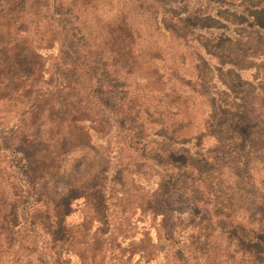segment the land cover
I'll return each mask as SVG.
<instances>
[{
  "label": "trees",
  "instance_id": "1",
  "mask_svg": "<svg viewBox=\"0 0 264 264\" xmlns=\"http://www.w3.org/2000/svg\"><path fill=\"white\" fill-rule=\"evenodd\" d=\"M66 1L0 0V259L264 264V0Z\"/></svg>",
  "mask_w": 264,
  "mask_h": 264
},
{
  "label": "rangeland",
  "instance_id": "2",
  "mask_svg": "<svg viewBox=\"0 0 264 264\" xmlns=\"http://www.w3.org/2000/svg\"><path fill=\"white\" fill-rule=\"evenodd\" d=\"M63 1H64V3H68L66 0H63ZM167 1H169V0H167ZM172 1L173 0H171V2ZM219 1L224 3V4H226V5H235V4L239 5L241 3H244L243 0H219ZM176 4H177V2H176ZM109 6H110L109 4H104L103 3V5L101 4L100 7L98 8L97 12L94 9L90 8L89 11L84 15L83 18H85L88 21L90 26H93V28H95V25H97L96 24L97 15H99L101 13H104V14L108 13ZM106 7H108V8H106ZM100 8H104V10L100 11L99 10ZM178 8H185V5L182 7V5L180 4V6H178ZM171 9H172V7H171ZM104 11H107V12H104ZM62 21H63L64 24H69L68 27H65V28H67L65 30L66 31L65 32V36L68 38V45H69V43H71V41H72V36L74 35V32L77 33L76 31L68 32L72 28H75L74 25H73V20H72V12H70L69 10H63V12H62ZM169 27L175 29L178 32H180L179 29H182V27L179 24H175V23L169 24ZM182 35H184V32H182ZM77 37L79 38V35ZM189 40H191V38H189ZM147 45H151V44H149V43L147 44L144 41V46H147ZM224 46L227 47L226 44ZM212 50L216 51L215 48L214 49L212 48ZM229 50L231 51L233 49L230 48ZM56 54H58V52ZM183 54L186 55V52L184 51V49L182 47H180L179 49H176L174 54H169L168 56L165 57L164 62L161 63V67L166 69L167 72L170 71L168 69L173 68V67L180 68L182 66V65L180 66L181 61H182L180 58H181V56ZM223 59L226 60V58H223ZM190 60H191V58L188 57V55H187V59L185 60L187 67L189 66V61ZM248 62H250V61H248ZM98 68L101 69L98 75H99L100 79L105 83V87H107V88H104L102 91H106V92L113 91L119 86V84H122L119 79L116 80L114 78V76H113V74L111 72L109 73L108 71L104 70V67L102 65H99ZM173 70L176 71V68L173 69ZM147 73H148V71H147ZM144 74L145 73H142V75H144ZM140 81L144 84L145 79L142 78V80H140ZM169 84H170V82H169ZM147 86L150 88L152 86V84L150 85L149 83H147ZM213 86L219 88V86L216 83H214V82H213ZM247 90L248 89H244V91H247ZM180 109L182 111V114L184 115V119H186L187 123L185 124V126L188 127V129H189L188 133L197 132L200 129L201 125H202V117H203V114H204V111H205V106L202 103V101L197 99V101L195 102L194 106H192L190 104H189L188 107H187V105H183ZM193 109H194V112H195L194 114L192 112ZM207 143H209V145H211L213 143V141L212 142L207 141ZM155 147H157V146H155ZM157 148H159V147H157ZM180 150H184V149L180 148ZM72 156L73 155H69L67 157V161H70L69 162L70 166H73L74 164H76V160L79 157L78 154L75 155L74 157H72ZM85 167H86V165L82 166L80 168V171L83 172L85 170ZM0 264H6L5 261H4V258L0 259Z\"/></svg>",
  "mask_w": 264,
  "mask_h": 264
}]
</instances>
